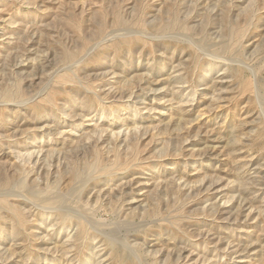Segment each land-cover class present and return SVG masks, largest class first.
Returning a JSON list of instances; mask_svg holds the SVG:
<instances>
[{"label":"rangeland","instance_id":"1","mask_svg":"<svg viewBox=\"0 0 264 264\" xmlns=\"http://www.w3.org/2000/svg\"><path fill=\"white\" fill-rule=\"evenodd\" d=\"M96 263L264 264V0H0V264Z\"/></svg>","mask_w":264,"mask_h":264},{"label":"bare ground","instance_id":"2","mask_svg":"<svg viewBox=\"0 0 264 264\" xmlns=\"http://www.w3.org/2000/svg\"><path fill=\"white\" fill-rule=\"evenodd\" d=\"M61 199V198H60ZM65 201V200H64ZM63 204V203H62ZM60 205V204H59ZM97 264V263H96Z\"/></svg>","mask_w":264,"mask_h":264}]
</instances>
